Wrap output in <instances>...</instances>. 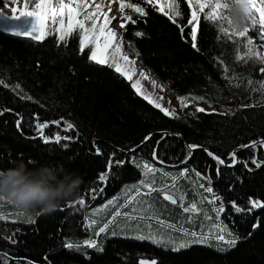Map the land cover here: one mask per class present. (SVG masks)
<instances>
[{
	"label": "trees",
	"instance_id": "obj_1",
	"mask_svg": "<svg viewBox=\"0 0 264 264\" xmlns=\"http://www.w3.org/2000/svg\"><path fill=\"white\" fill-rule=\"evenodd\" d=\"M136 2L139 0H126V3ZM116 3L119 9V0ZM177 3L182 13L181 17H176L178 24H186L193 8L199 13V52L181 38L177 25L158 10L161 8L158 4L141 3L147 12L144 17L132 9H125L123 15H132L137 23L127 22L123 40L138 62L150 70L177 99L185 96L192 105L210 106L208 102L191 99L205 95L212 98L211 107L221 112L192 116L189 113L193 106H189L183 109L180 116H165L137 94L131 82L115 73L114 69L88 61L85 58L87 50L84 55L79 54L76 38L62 42L54 33L41 41H33L27 37L0 33V79L8 86L0 85V110H11L0 114V170L14 167L21 161L33 168L29 160L35 161L37 167L44 164L62 166L68 172L83 177L78 198L85 199L83 208L79 205L68 208L65 202L51 215L37 216L27 211L26 215L35 219L34 224L23 222L25 217L17 215L22 209L5 202L0 212L8 216V220H0V254H3L0 259H8L9 264H45L47 254L51 264H86L80 253L61 247L62 239L79 242L95 238L98 244H103L104 251H90L91 264H139L147 260H156L158 264H264V210L242 215L234 213L231 207L233 201L239 206H246L249 198L264 201V146L259 144L264 139V99H260L259 92L246 91L245 87L248 76L254 82L264 80V74L259 72L264 65L251 60L245 64L235 59L247 51L245 44L249 37L253 38V51L264 54L263 41L257 39V32L251 24L245 37L233 36L229 41L221 34L218 40L217 28L204 19V13L199 12L197 5L189 6L187 0H177ZM0 7H4L2 0ZM118 14L121 17L119 11ZM136 31L145 35L136 37L133 35ZM187 32L186 27L184 35L190 41ZM225 67L229 69L228 77L238 75L245 79L242 82L232 80L233 86L226 87L228 82L222 79ZM17 83L21 87L13 90ZM237 83L241 86L235 87ZM255 86L258 85L254 83ZM21 95H30L33 100H21ZM241 104L253 106L240 108ZM17 119H21L22 132L17 130ZM37 119L49 122L50 126L43 130L46 136L54 138L59 133L73 137L71 141H61V144L68 143L69 147L64 149L54 141L44 145L40 138L34 139L39 135L35 129ZM54 120H61V123H51ZM64 120L73 123L75 128L65 132ZM163 133L167 136L162 139ZM149 134H152V139L137 147ZM157 141H160L158 145ZM254 141L257 142L255 147H241ZM93 142L103 155L94 154ZM187 144L202 147L193 150L187 164H181L188 152ZM154 147L163 164L153 160ZM129 148L136 151L128 152ZM205 148L224 159L226 164L232 162L229 154L235 151L237 163L234 167L220 166V175L217 176V163L207 155ZM114 151L117 159H134L123 168H113L107 183L100 182L98 173L105 171L109 154ZM245 161L247 165L243 163ZM136 163L162 169L155 172L159 182H154V186L178 200L181 196L190 195L192 182L196 190L190 201L206 215L212 216V221L218 219L226 225L225 231L230 228L245 236L256 218H260L261 227L245 242L231 249L225 245L223 251L218 250L220 243L214 239L172 251L170 244L156 245L135 238L113 236L111 227L114 221L109 224L106 233L95 236L99 227L112 221L115 211L123 213L133 207L135 201L128 207H122L128 197L136 195L134 189L126 191L125 185L131 188L133 184L138 185L141 179L152 182L154 173L145 176L144 169H137ZM256 163L261 166L257 168ZM185 167L189 169L185 176L191 182L180 179L175 185L177 189L172 188V179L168 180L164 172L179 179V172ZM192 169L211 176L214 193L222 200H215L213 204L207 202L214 196L199 185L207 187L208 182L196 177ZM99 187H103V193L89 191ZM141 191L145 190L141 188ZM93 194L95 200L91 199ZM138 198L143 201L150 198L149 205L156 214L175 226L171 230L166 227L170 231L177 233L183 228L200 231V222L204 220L197 219L195 224L190 225L183 220H186L183 207H187L190 201H186L183 207L179 203L172 205L163 199L161 192ZM108 200L115 203L104 207ZM221 204L225 206V211L218 218L214 209ZM100 208L105 209L104 213L95 220L96 224L91 225L94 211ZM171 208L176 212H171ZM123 218L121 215L116 219L124 221ZM13 220L16 222H11ZM13 235L15 243L5 241V237ZM84 248L86 246H82V251Z\"/></svg>",
	"mask_w": 264,
	"mask_h": 264
},
{
	"label": "snow or ice",
	"instance_id": "obj_2",
	"mask_svg": "<svg viewBox=\"0 0 264 264\" xmlns=\"http://www.w3.org/2000/svg\"><path fill=\"white\" fill-rule=\"evenodd\" d=\"M10 2L12 5H19L20 0H2L3 6L5 8H9ZM116 2V0H108L109 5L111 3ZM141 3H146L147 5H156L161 3V0H139V2L136 3H126V0H119V9L118 11L122 14L120 18H117L115 15L109 16V13L112 12V8L109 6L108 11L103 10V4L104 0H34V7L30 10V0H23V11H20L19 14L17 7H10L11 15L5 13L3 10H0V33H7L16 37H27L33 41H41L46 36H50L55 34H58V40L59 41H69L71 38H76L78 41V53L81 55L85 54V51L87 50L86 59L90 62H94L95 65L98 66H106L110 69H114L115 73H118L121 77L126 78L129 82H131V87L136 90L137 94H141L145 100H147L150 104H153L156 108L160 109V111L165 116H174L175 110H170L166 107H163L160 103L156 102L152 98H150L149 94H146L143 89L140 86L139 80H134L133 77L137 75L135 68L133 67L136 63L135 60H131L128 55L122 54L123 49V38L122 36H118V33L116 29L109 27V25L112 23V21H116L121 29L126 28L127 22H131V24L135 25L137 23L136 19H133L132 15H127L126 17L123 15L125 13V9H132L133 12L139 14L140 17H144L147 15V12L145 10V7L141 6ZM167 3L169 5V10L165 11L163 7L158 9L160 12L163 13L165 17H167L174 25H177L179 32L181 33V38L185 40V42L190 43V46L197 52L200 51L198 47V25H199V13L196 10V8H193L191 12V18L187 20L186 24H178L176 17H181L182 13L180 11L179 4L177 3V0H167ZM187 3L189 6L197 5L199 7V12L204 13V19L207 21H214V20H226L227 17L223 15V8L220 3V0H187ZM208 8L209 11L204 12V9ZM252 8L253 12L251 15V26L253 30H256L257 32V39L264 41V0H252ZM255 13H258V19ZM195 21V24L193 23ZM188 28L187 37H190V41L186 39L185 37V28ZM218 32L217 39L219 40L220 35L223 34L229 41L233 39V36H239L244 37L249 32V27L244 28L242 31H236L231 29L230 27H216ZM232 30L231 32L229 30ZM136 37L144 36L145 33L136 31L133 33ZM250 45H253V38L249 37L246 41L245 47L247 48V51L243 55H237L235 59L237 61H243L245 64H247L250 60L253 61L255 64L264 65V54H261L259 52H254L252 47H248ZM237 51L239 48L237 47ZM247 56V59L245 57ZM223 64V61L220 62ZM229 69L225 67L223 69V72L225 75L222 76V79H225L228 83L226 84V87L233 86L231 84L232 80H241L245 79L244 77L234 75L232 77H228ZM259 72L264 74V67L259 68ZM140 75H143L141 73ZM246 91L251 90V92H259L260 93V99H264V80L260 81H253L251 76H248L246 78ZM254 83L255 86L254 87ZM0 85H4L5 87H8L4 80L0 79ZM153 85L155 86V81H153ZM241 84L237 83L235 84V87H240ZM21 86L17 83L14 85V89H19ZM21 100H33V97L30 95H21ZM192 101H205L208 102L211 106V100L212 98L206 97L205 95L200 96H193L191 97ZM179 101L181 103L182 107H189V104L187 103L188 97L185 96H179ZM253 105L248 104H241L240 108H247L252 107ZM3 111H11L10 109L0 110V114H3ZM215 111V110H214ZM231 111V109H229ZM196 113H207V109L203 107H193L192 111L189 113V115L195 116ZM22 119V118H21ZM21 119H17L16 121V127L18 131L22 132L21 128ZM63 118H61L62 120ZM61 120H54L51 123L59 125L61 123ZM65 124L64 131H70L75 128V125L71 122H68L66 120L63 121ZM49 122L44 121L40 122L38 119L35 123V129L38 132V137L40 138L42 143L44 145H48L50 142H55L57 145H60L62 148L67 149L69 147L68 143L61 144V141H71L73 140V137L64 135L61 136L59 133L55 135V137H49L44 134V129L48 128ZM174 135H181V134H174ZM167 136V133L162 134V139ZM152 139V134H149L148 136L144 137L143 141L141 142V145H138L137 147L142 146L143 144H146L149 140ZM160 141H157L156 144L158 145ZM257 142H252L249 145H242L241 147H255ZM259 144L261 146H264V139L259 141ZM93 146L95 147L94 154L97 156L103 155L101 149L97 146H95V142H93ZM202 147L201 145H195V144H187L186 148L188 149V152L186 154V157L180 161L181 164H187L188 160L191 159V155L193 150ZM207 155L217 163V169H216V175H220V166H227V167H234L235 163H237V160L235 159L236 153L235 151L231 152L229 154V158L231 159V163L226 164L225 160L217 156L215 153L209 151L207 148L204 149ZM116 151H122L121 149H117ZM116 151L109 154L105 171L98 173V181L107 183L109 176L112 173L113 168H123L126 163H131L134 157H128L127 159H117L116 158ZM128 152H135V148H129L127 149ZM22 155V154H21ZM152 157L154 161H158L160 164H163L164 161L159 158L156 152V148H153ZM245 165H247V162H243ZM255 163V161H253ZM29 164H31L33 167L36 166V162L33 160H29ZM260 163H256V167H260ZM135 167L137 169L143 168L144 172L143 174L147 176L149 173H155L159 171H163L162 169H157L152 165L149 164H143L136 163ZM3 170H0L2 172ZM196 177L201 178L202 180H206L208 182V186L205 187L204 184H200L199 187L204 189L205 192L211 193L214 196L213 200H207L209 204L215 203V200H222L221 197L216 195L214 193V189L212 188V179L210 175H205L200 173L199 171H196L195 169H192ZM189 172V169L187 167L183 168L179 172V176H184ZM165 176L171 175L169 172H164ZM177 177L173 176V181H175ZM154 181L152 182H146L144 179H141L139 181V184H133L131 188L129 186L125 185L126 191H132L135 190L136 195L130 196L126 199L125 204L122 205V207H128L129 205H132L134 201L137 200V197L140 196H149L153 192H160L163 191V189L155 188ZM141 188L145 189L146 191H141ZM91 193L100 192L103 193L104 189L103 187L99 188H92L89 190ZM96 196L93 194L91 195V199L95 200ZM163 199L166 201H170L172 204H177V198L169 194L167 192H164ZM207 199V197H205ZM180 200H183V197H180ZM7 204H14L13 202L9 201L4 196L0 195V207L3 206L4 203ZM115 203L114 200H108L107 204L104 205V207H107L108 205H111ZM147 203L146 201L140 202V209H143V204ZM15 205V204H14ZM76 205H79L81 208L85 206V199L83 197L78 198L76 200L67 202L68 208H75ZM182 206V205H181ZM183 207V206H182ZM231 207L233 208L234 213L242 214V215H250L256 210H264V201H260L258 199H252L249 198L247 201L246 206H239L234 201L231 202ZM60 210H64L61 208ZM199 211L197 208V205L195 203L191 204L189 207H183V211L185 213L189 211ZM138 211L137 207H132L130 211H126L121 213L120 211H115L112 217V221H108L107 223H104L103 226L99 227L98 231L94 233L95 236H100V234H104L109 230V224H111L113 221L116 220L117 217L123 215L126 220L129 221H136V223L130 224L129 228L126 229L128 231L132 230H139L142 231V229L139 227V222L144 220H152L154 219L153 216L150 215H133V213H136ZM214 211L217 213V217L219 218V214L223 213L225 211V206L221 204L219 207L215 208ZM27 211L22 209L19 213H17L20 217H25L23 222L34 224L35 219L31 216L26 215ZM37 216L41 214H36ZM211 219V217H210ZM0 220L7 221L8 216H6L3 212H0ZM15 223L16 221H11ZM166 223V221L157 219V224L163 225ZM96 224L95 220L91 221V225ZM89 225V227H91ZM148 227H152L151 224L148 225ZM217 231L214 234V240L220 243V248L218 250L223 251L225 250L224 246L226 245L228 249L236 247L238 244L245 242L246 239L250 238L251 235L258 230L261 227V220L260 218H256L253 223L251 224V230L245 235L241 236L238 232H233L230 228L225 231L227 228L226 225H215ZM170 229H174V225H169ZM16 231H19L17 229ZM184 235L189 236L191 239L186 240L183 243L179 244V246H173L171 248L172 251H179L182 248L191 246L193 244H204L205 241H207L210 237L213 236L212 233H204V232H197V231H191L188 229H182ZM116 232L115 230L112 231L111 235L115 236ZM151 234H149V237L141 236L140 239L150 238ZM227 237V239H226ZM5 241H11L12 243H15L14 235L5 237ZM153 243L157 245H164V244H175V239H168L165 240L164 236L160 235L159 232H157V235L155 238H153ZM82 246H86V248L82 251ZM61 247L65 248L69 251H75L77 253H80L85 261L86 264H91V252L96 253H103L104 248L103 244L97 242L95 238H86L83 241L79 242H72V241H66L62 239ZM3 254H0V257H2ZM45 264H51L50 261H48L47 254L44 257ZM0 264H9L8 259H0ZM139 264H146L145 261H140ZM150 264H158V261L152 260L150 261Z\"/></svg>",
	"mask_w": 264,
	"mask_h": 264
},
{
	"label": "clouds",
	"instance_id": "obj_3",
	"mask_svg": "<svg viewBox=\"0 0 264 264\" xmlns=\"http://www.w3.org/2000/svg\"><path fill=\"white\" fill-rule=\"evenodd\" d=\"M226 20L210 21L215 27L242 31L251 24L252 0H220ZM83 177L62 166L44 164L29 168L21 161L0 172V195L18 208L51 215L62 203L79 196Z\"/></svg>",
	"mask_w": 264,
	"mask_h": 264
},
{
	"label": "rangeland",
	"instance_id": "obj_4",
	"mask_svg": "<svg viewBox=\"0 0 264 264\" xmlns=\"http://www.w3.org/2000/svg\"><path fill=\"white\" fill-rule=\"evenodd\" d=\"M158 5L160 7H163L164 9H166V8L169 9V5L167 3V0H161V3H159ZM11 6H13V5L10 2V6L9 7H11ZM16 6L18 8L17 14H19L20 11H23V0H20V4L16 5ZM115 6H116V16L118 18H120L119 14H118V5H117V3L115 4ZM32 7H34V0H30V10H31ZM0 10H3L5 13H7L9 15L12 14L8 8L0 7ZM204 11L207 12V11H209V9L205 8ZM255 15L257 16V19H258V13H255ZM112 24H114L113 21L109 25V27H111ZM230 31H232V30L230 29ZM118 36H122V38H123V29H122V32L120 34H118ZM237 37H239V36H237ZM240 38H242V37H240ZM246 41H247V39H246ZM251 46L253 47V45H250V47ZM263 49H264V41H263ZM122 54H126V55L129 56V58L131 60H135L136 61L135 65L133 67L135 68L137 75L134 76L133 79L140 81V86L143 89V91L146 94H149L150 98H152L156 102L160 103L163 107L168 108L170 110V112H172V110H175V115L174 116H170V117L180 116V114L183 112V109H185V107L181 106V103H180L179 99H177L175 96H173L153 76V74L150 72V70H148L146 67L142 66L138 62V59L127 48L124 40H123ZM141 73H143V75H140ZM153 81H155V86L153 85ZM139 95L141 97H143L141 94H139ZM188 104H189V106H193V107H203V108L207 109L208 113H210V112L211 113H213V112H221L222 111L220 109H217L216 107L205 106V105H202V104H196V105H194V104L192 105L190 103H188ZM152 176H154V177H152L151 180L158 183L159 180H156V177L158 175H156L154 173ZM165 177H167L168 180L172 179L171 180L172 183H170L172 188H175V185H177L176 184L177 180L179 181L180 179H186L188 182H191L189 179L186 178L185 175L184 176H180L179 179H176L175 181H173V178L170 177V176H165ZM191 186H192V188L191 187L190 188H191L192 191H191L190 195L189 196L186 195V197L182 196L183 197L182 201L180 199L179 200L177 199L178 200L177 204L179 203L180 205L184 206L186 201H190V199H193L192 195L194 194L196 188H195V185H193L192 182H191ZM154 187L156 188V186H154ZM171 189H170V191H171ZM175 189H177V188H175ZM160 192L164 195L165 190L164 191H160ZM149 200H150V198L146 201L148 206H146L147 204L146 205L143 204V208H146V211L142 212V210H140V202L143 201V200H141V198H138L133 204V207H137L138 211L136 213H134L133 215H145V214H147V215L153 216L154 219H152V220H144V221L139 222V227L142 229V231H139V230L128 231V230H126V229L129 228L130 224L136 223V221L126 220L125 217L123 218L124 221H122L120 219H116L114 221V226L111 227V230L113 229V230H115V232H117V234H115V236L117 235V236H120V237L135 238V239H138V240H141V241H149V242L153 243V238H155L156 235H157V232H159L160 235L164 236L165 240L172 239V238L175 239V244L172 245L171 247H173V246H177L178 247L179 244L183 243L186 240H190L191 239L189 236L184 235L183 231H181L182 229L176 231L177 233H175V231H170L171 229L169 230L168 228H166V227L169 226L168 222L165 219H163L161 216L156 214L155 209L153 207H150ZM191 204H193V203L190 201V203H188L187 207L190 208ZM173 208H171V209H173ZM197 208L199 209L198 212L190 210L189 212L185 213L183 211V214L186 215V220L183 218L184 222L187 225H190V224H195V221L197 219H199V221L200 220L201 221L204 220L203 222H200L201 228H200L199 232L202 231L204 233H212L213 236L210 237L208 240L214 239V234L217 231L215 225H218V224L222 225L221 222H219L218 219H215V221H212L211 220L212 216L206 215L202 211V209L200 207L197 206ZM104 211H105V209H103V208H100V209L94 211V213H93L94 220L98 219L102 215V213H104ZM171 212H176V211L173 209ZM210 217H211V219H210ZM157 219L166 221V223H164L163 225H159V224H157ZM116 221H117V223H116ZM127 222L129 223V225H127ZM149 224H151L152 227H148ZM183 229H185V228H183ZM149 234H151L150 238L140 239L141 236L149 237Z\"/></svg>",
	"mask_w": 264,
	"mask_h": 264
},
{
	"label": "bare ground",
	"instance_id": "obj_5",
	"mask_svg": "<svg viewBox=\"0 0 264 264\" xmlns=\"http://www.w3.org/2000/svg\"><path fill=\"white\" fill-rule=\"evenodd\" d=\"M97 2H99V0H97ZM115 2L111 3L109 5L108 0H104V4H103V10L104 11H108L109 6L112 8V12L109 13V16L111 17L112 15L116 16V6H115ZM11 7H17L16 5H13ZM10 10V7L8 8ZM11 12V11H10ZM11 15V14H10ZM117 17V16H116ZM118 18V17H117ZM114 24H112V28L116 29L117 33L120 34L122 32V29L120 28L119 24L114 20L113 21Z\"/></svg>",
	"mask_w": 264,
	"mask_h": 264
},
{
	"label": "water",
	"instance_id": "obj_6",
	"mask_svg": "<svg viewBox=\"0 0 264 264\" xmlns=\"http://www.w3.org/2000/svg\"><path fill=\"white\" fill-rule=\"evenodd\" d=\"M145 144H143L142 146H144ZM166 201V200H165ZM166 202H168L169 204H172L170 201H166ZM172 205H175V204H172ZM146 262V264H150V260H147V261H145Z\"/></svg>",
	"mask_w": 264,
	"mask_h": 264
}]
</instances>
